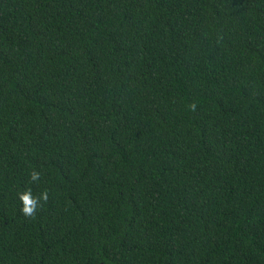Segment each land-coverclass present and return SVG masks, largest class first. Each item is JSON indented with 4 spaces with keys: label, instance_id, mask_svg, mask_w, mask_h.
<instances>
[{
    "label": "trees",
    "instance_id": "1",
    "mask_svg": "<svg viewBox=\"0 0 264 264\" xmlns=\"http://www.w3.org/2000/svg\"><path fill=\"white\" fill-rule=\"evenodd\" d=\"M0 264H264V0H0Z\"/></svg>",
    "mask_w": 264,
    "mask_h": 264
},
{
    "label": "clouds",
    "instance_id": "2",
    "mask_svg": "<svg viewBox=\"0 0 264 264\" xmlns=\"http://www.w3.org/2000/svg\"><path fill=\"white\" fill-rule=\"evenodd\" d=\"M40 176V173L37 171H32L30 173L31 180L35 181L38 180ZM21 199L23 200V207L21 208V212L25 216H32L34 215L37 207H38V201L35 198H30L29 194H24ZM42 199H46V194L42 196Z\"/></svg>",
    "mask_w": 264,
    "mask_h": 264
}]
</instances>
